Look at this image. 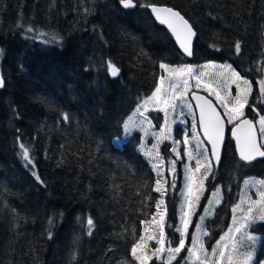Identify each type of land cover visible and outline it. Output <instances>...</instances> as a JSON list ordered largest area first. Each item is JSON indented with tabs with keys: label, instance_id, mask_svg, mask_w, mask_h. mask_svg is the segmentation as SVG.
Returning a JSON list of instances; mask_svg holds the SVG:
<instances>
[{
	"label": "trees",
	"instance_id": "1",
	"mask_svg": "<svg viewBox=\"0 0 264 264\" xmlns=\"http://www.w3.org/2000/svg\"><path fill=\"white\" fill-rule=\"evenodd\" d=\"M134 3L123 9L119 0H0V264H139L130 249L157 214L160 193L137 151L138 136L118 147L113 140L156 86L161 63L228 62L252 86L244 116L255 121L253 105L264 115L258 85L264 77L256 70L264 68V34L250 28L247 0ZM151 3L175 8L190 22L196 33L190 58L140 6ZM107 61L119 68L117 76ZM221 153L204 180L208 190L219 187L221 198L204 223L207 246L227 225L243 180L264 179V158L240 161L229 135ZM163 200L165 246L175 248L177 203L167 192ZM88 217L95 224L90 236ZM263 229V222L251 225L261 238L257 260L264 258ZM191 230L172 262L152 256L147 264H198L188 259Z\"/></svg>",
	"mask_w": 264,
	"mask_h": 264
},
{
	"label": "snow or ice",
	"instance_id": "2",
	"mask_svg": "<svg viewBox=\"0 0 264 264\" xmlns=\"http://www.w3.org/2000/svg\"><path fill=\"white\" fill-rule=\"evenodd\" d=\"M123 8H134L136 4L134 0H119ZM141 7H148L151 9V12L154 13L155 19L159 21L160 24L166 25L167 28L171 31L172 35L175 37V40L179 43V47L183 50L188 56H192V38L196 35L191 24L179 11H175L169 7H157L155 5H144L141 4ZM88 9H85V12H88ZM28 32H33L31 26L27 28ZM62 39V38H59ZM212 47H216L212 45ZM235 53L237 55L241 52V41L237 40L234 44ZM2 52V50H0ZM260 62H258L259 64ZM107 67L111 76L115 77L119 74V68L113 64L111 61H107ZM160 67L168 73V86L165 87L164 76H161L159 79V84L156 86L154 92L151 96L142 98V102L137 104L136 109L133 114L128 117L123 123V128L126 133L130 132L132 127H135V118L136 116H142L150 124V121L147 120L145 113L149 110L148 105H161L162 108L159 110L165 111H175L177 101L180 102L184 107L191 110V104L186 100V93L189 90V81L192 79L195 69L192 65H185L182 67L172 68L167 64L161 63ZM214 64L204 65L203 68H215ZM228 69V75L225 78V83L235 84L238 89V95L230 99V92L225 89V95H221L219 91H216L211 88V85H205L206 90L213 91V94L216 96V99L220 101L221 107L224 109V116L216 110L212 105L211 101L193 94L194 99L197 101V106L200 109L199 121L203 127V135L207 138V141L211 144V153L214 157V163L219 164L221 161V150L224 147L225 141V117L228 124H232L233 128L231 135L235 138V144L238 151V158L240 161L248 162L255 160L257 157H264V140H261L260 137H264V115H260L258 119V128L257 124L253 123L249 119H241L243 116L244 108L248 102V96L252 91V86L250 81L244 79L240 76L238 72L231 68L230 65L223 66ZM258 72L264 77V68L257 67ZM203 75V71L200 73ZM241 84L244 87H241ZM259 92L264 94V78L258 81ZM4 86V78L0 76V87ZM201 86L200 76H196V87ZM201 101H203L201 103ZM253 110L255 106L253 105ZM62 118L64 121H70V116L68 113H63ZM239 121V123H236ZM20 147L23 149V157L25 160L31 164L29 158L28 149L24 147L23 144H20ZM175 151V148L172 149ZM207 152V149L205 150ZM151 156V153L148 154ZM179 155V154H177ZM190 155V154H189ZM156 157L159 159V164H163L162 158H159V153H156ZM205 168L204 178H207V175L211 173V165L213 161L209 160L207 155L204 156ZM172 171L175 172V160L171 161ZM27 166V165H26ZM153 168L157 169L159 172V167L157 163H153ZM202 165L199 159L196 160L195 172H199ZM36 180L41 184L43 181L40 180V177L33 173ZM191 179V178H190ZM194 182V181H193ZM246 185H252L256 187V195L258 199L253 200L250 196L245 193V198L240 200V203L235 205L232 209L234 215L232 219V226L228 231L221 236L220 240L217 241L216 245L213 247L212 252L208 253L204 248L203 243L200 241L199 236L195 237V240L192 244V247L189 249V256H196L197 251L203 255V259H200V264H206L208 257H215L214 264H250L252 259V252L239 253L236 243V235L243 234V236L255 243L257 237L248 233L247 229L249 226L257 220L264 221V179L256 180L255 178H249L245 181ZM156 192H161L160 181H156ZM191 191V189H189ZM164 204V200L161 199L156 203L155 207L157 210L160 209L161 205ZM187 208L191 209V201H186ZM247 204V207H245ZM208 209L205 210V214H209ZM188 215L187 211H184L181 215V225L175 228V231L179 233V239L177 241L178 246L174 249L170 248L168 250V260L169 262L175 258V254L180 253L185 247V233L188 228V220L186 216ZM155 219V217H153ZM204 217H200L201 224L203 223ZM161 227L159 228V239H156L155 236L145 235L140 236L138 241L131 247L130 254L135 258L136 261H139V264H147L148 257L142 251L147 248V242L152 239H156V243L159 247L155 250L154 254L163 253L165 251V236L163 231V216L160 217ZM51 223V221H50ZM88 227L87 234L92 235V229L95 227L94 221L91 217H88L86 220ZM148 229L145 228V233ZM197 233H201L202 229L198 226L196 229ZM203 235H207L206 231L202 232ZM138 250H141L138 254ZM111 251V249H109ZM73 259H75V253L73 254Z\"/></svg>",
	"mask_w": 264,
	"mask_h": 264
},
{
	"label": "rangeland",
	"instance_id": "3",
	"mask_svg": "<svg viewBox=\"0 0 264 264\" xmlns=\"http://www.w3.org/2000/svg\"><path fill=\"white\" fill-rule=\"evenodd\" d=\"M246 5L248 6V11L250 14L249 15L250 28L253 30H261L264 34L263 1L247 0ZM209 63L216 65V67L203 68L204 65H207ZM185 65H192L195 69L193 77L189 81V90L186 93V100L191 104V110L181 105L179 101H177L178 106L176 107L175 111H168L167 113H165V111L159 110L160 108H162L161 105L149 104L148 105L149 110L145 113V116L147 117V120L150 121V124L145 120L144 117L139 115L136 116L135 118L136 126L132 127L131 131L128 133H126L123 128L122 136L115 138L113 140V145L118 147L122 143H124L131 135L138 136L137 151L141 154L142 157L146 159L147 163L150 166L149 168L152 169L153 174L155 176L154 179L155 187H156V181L157 180L160 181V186H161V192H159L160 200L164 199V195L166 193L165 191L175 193L178 202V214H179L178 216L180 218V225H181V215L184 211H187L188 215L186 216V219L188 220V226H189L191 220L193 219L194 213L199 208L200 205L199 202H201V198L203 197V193H204V185H203L205 180L204 178L205 168L203 167V165L205 164L204 156L207 155L209 160H211L210 153H208L209 148L207 146V143L201 137L199 129H197L198 124H197V119L195 117L196 113L194 106L192 105L193 103L189 98V94H190L189 92L190 91L205 92L206 95H208L210 98L215 100L216 104H218V107L220 108L224 116L225 115L224 109L221 107L220 101L216 99V96L213 94V91L205 89V85L210 84L211 88L216 91H219L222 96L225 95V89L227 88V91L230 92L231 94L230 99L238 95V89L235 84H230V82L228 84L225 83V78L228 75V69L224 68L223 66L229 65L228 62L216 63L215 61H213L206 63L203 62L200 64L188 63V64H180V65L176 64L169 66L172 68H177ZM159 69H160V76L158 78V81H156L157 82L156 86L159 84L160 77L164 76L166 78L165 87L167 88L168 73L160 66ZM201 71H203V75L200 74ZM196 76H200L201 86L199 88L196 87ZM156 86L152 90L151 94L154 92ZM241 87H244V85L241 84ZM151 94L149 96H151ZM260 102L264 104V94H261ZM134 110L129 113V115L126 117V119H124V121H126L128 117L133 114ZM254 111L257 115L255 118V123L257 124V128H258V119L260 115L257 113L256 109ZM242 117H245L244 112ZM260 139L264 140V137H260ZM163 145H167L165 148L166 152L163 151L164 149ZM173 148H175V151L172 150ZM206 149L207 152H205ZM157 152L159 153V158H162L163 164H159V159L156 157ZM149 153H151V156L148 155ZM197 159L200 160L202 165L199 172L194 171ZM173 160H175L174 173L172 171L173 166L171 164V161ZM153 163L158 164L159 172L157 171V169L153 168L152 166ZM212 167H213V163L211 165V169ZM254 178L256 180H261L260 178L257 177ZM247 180H249V178L244 179L242 182L239 198L235 205L240 203L241 199L245 198L246 192L247 195L250 196L253 200L258 199L256 195V187L250 184L246 185L245 181ZM189 189H191V191H189ZM216 190L217 191H214L207 198L205 205L202 206L200 210V214H198L197 219H195V223L191 230V239H190L191 245L188 248V252L189 249L192 247L195 237L199 236L200 241L204 245V248L207 250L208 253H211L217 241H219L221 236H223L232 226V219L234 215L233 211L231 212V219L229 224L227 225V228L224 230V232L220 233L218 240L210 243L208 246L206 245L205 235H203L202 232L206 231L204 227L205 219H207V216L211 215L210 214L211 212L213 213L215 206L218 204V201L220 200V192L218 188ZM186 201H191V205H192L191 209L187 208ZM245 207H247V204H245ZM206 209L210 210L209 214L207 215L205 214ZM164 215H165L164 204H162L160 209L157 211V214L153 216L155 217V219H152L150 222H146V224L144 225L142 236L152 235L155 236L156 239H159V228L161 227L160 217L163 216L162 227L164 231V219H165ZM202 216L204 217V219H203V223L201 224L200 217ZM257 221L259 222L260 220ZM257 221H255L251 225H254ZM251 225L249 226L247 231L249 234L257 237L255 243L253 244V242L247 240L243 236V234L236 235V243L239 253L243 254L247 252H252V259L250 261V264H255L254 259L260 237L258 234H255L254 232L251 231ZM198 226L202 229L201 233H197L196 231ZM146 227L148 229L147 233H145ZM156 239H152L147 242V248L142 250L144 254L148 257V259L151 258L152 256H156V257H162L163 261H165L166 263L172 262L173 259L170 262L168 260V250L170 248L174 249V247L172 246L166 247L164 244L165 251L163 253L154 254L155 250L159 247V245L156 243ZM140 251L141 250H138V254ZM177 255L178 254H175V258L177 257ZM188 259L190 261H192L193 259L194 260L197 259L199 260L198 264H200V259H203V255L199 251H197L196 256H192V257L189 256ZM215 259H216L215 257L209 256L206 264H212L210 263V260L215 261ZM258 264H264V262L259 261Z\"/></svg>",
	"mask_w": 264,
	"mask_h": 264
},
{
	"label": "water",
	"instance_id": "4",
	"mask_svg": "<svg viewBox=\"0 0 264 264\" xmlns=\"http://www.w3.org/2000/svg\"><path fill=\"white\" fill-rule=\"evenodd\" d=\"M151 5H155V6H157V7H168V6H166L165 4H161V5H158V4H153V3H151ZM122 6V5H121ZM170 8V7H169ZM123 9H125V8H123ZM128 9H131V8H128ZM147 9H149L150 10V12H151V9L150 8H148L147 7ZM173 9V8H172ZM173 10H175V11H178L177 9H173ZM151 14H152V16H153V20L154 21H156V23L157 24H159L160 26H162V24H160L159 23V21L158 20H156L155 19V15H154V13H152L151 12ZM189 22V21H188ZM190 23V22H189ZM165 28H166V31L167 32H169V34L172 36V38L174 39V41H175V44H177V46H178V48H179V50H180V52L183 54V56H185L187 59L188 58H190L191 56H188L187 54H185L184 52H183V50L179 47V43L175 40V37L172 35V33H171V31L167 28V26L166 25H163ZM194 39H195V36L192 38V42H194ZM191 47L193 48V43H191ZM190 94H189V98L191 99V101H192V105L194 106V109H195V113H196V119H197V124H198V128L197 129H199V132H200V135H201V137L203 138V140L207 143V146H208V148H209V152L208 153H210V158H211V160L213 161V163H214V157H212V153H211V144L207 141V138L203 135V127L201 126V124H200V121H199V116H200V109H199V107L197 106V101L194 99V96H193V94H195V95H198V96H201V97H203V98H205V99H207V100H209V101H211V103H212V105L216 108V110L221 114V116L223 117V113H222V111L220 110V108L218 107V104H216V102H215V100H213L212 98H210L208 95H206L205 94V92H201V91H190L189 92ZM203 101H201V103H202ZM241 119H249V120H251L249 117H241ZM253 121V123H255V121L254 120H252ZM236 123H239V121H237ZM256 124V123H255ZM232 128H233V125H228V123L226 122V119H225V138L227 137V135H229V137L231 138V140L233 141V145H234V149H235V153H236V155H237V157H238V151H237V148H236V144H235V138L231 135V131H232ZM225 142V141H224ZM223 149V148H222ZM221 152H222V150H221ZM222 154V153H221ZM264 157H257L255 160H259V159H263ZM239 159V158H238ZM254 161V160H253ZM253 161H251V162H253ZM250 162V163H251ZM245 163H248V162H245Z\"/></svg>",
	"mask_w": 264,
	"mask_h": 264
},
{
	"label": "flooded vegetation",
	"instance_id": "5",
	"mask_svg": "<svg viewBox=\"0 0 264 264\" xmlns=\"http://www.w3.org/2000/svg\"><path fill=\"white\" fill-rule=\"evenodd\" d=\"M213 168L215 169V168H217V164H215V163H213V167H212V170H213ZM203 185H204V193H203V197L201 198V202H199L200 203V205H199V208H198V210L194 213V215H195V219H197V217H198V214H200V210H201V208H202V206H204L205 205V203H206V200H207V198L214 192V191H217L216 189L217 188H214V189H210V190H208V187L205 185V182L203 183ZM219 188V187H218ZM207 189V190H206ZM219 190V192H220V189H218ZM167 192V191H166ZM168 194H171V196H172V198L174 197L175 199H176V203H177V211H178V202H177V198H176V194L175 193H172V192H167ZM220 200H221V198H220ZM219 200V201H220ZM218 201V204L220 203ZM236 201H238V200H236ZM237 203V202H236ZM235 203V204H236ZM218 204L215 206V208H214V211H213V213L211 212L210 214L211 215H209V216H207V218H211L214 214H215V210L217 209V207H218ZM235 204H233L234 206H235ZM233 205H232V207H231V212H232V208H233ZM231 212L229 213L230 214V217H229V219H228V222H227V225L229 224V222H230V219H231ZM199 216H201V215H199ZM194 217V216H193ZM207 219H205V221H206ZM190 222V221H189ZM259 222H263L264 223V221H259ZM193 223H195V220H194V222ZM191 224V222H190V224L189 225H191L192 227H193V225L194 224ZM219 223H220V221H219ZM219 223H217L216 224V226L217 227H219ZM227 225H225V228L221 231V232H224V230L227 228ZM189 227V226H188ZM264 230V229H263ZM208 230L206 229V232H207ZM220 232V233H221ZM257 234V233H256ZM259 235V234H258ZM219 236H220V234H219ZM260 236V235H259ZM262 236V235H261ZM219 238V237H218ZM218 238H217V240H218ZM216 240V241H217ZM260 240H261V238H259V241H258V245H257V248H258V246H259V244H260ZM256 256H257V251H256V255H255V259H254V262H255V264H258V262L259 261H263L264 262V258H262V259H256Z\"/></svg>",
	"mask_w": 264,
	"mask_h": 264
}]
</instances>
